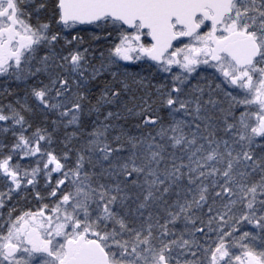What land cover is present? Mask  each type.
Listing matches in <instances>:
<instances>
[{"label": "snow or ice", "instance_id": "snow-or-ice-1", "mask_svg": "<svg viewBox=\"0 0 264 264\" xmlns=\"http://www.w3.org/2000/svg\"><path fill=\"white\" fill-rule=\"evenodd\" d=\"M0 264H264V0H0Z\"/></svg>", "mask_w": 264, "mask_h": 264}, {"label": "trees", "instance_id": "trees-1", "mask_svg": "<svg viewBox=\"0 0 264 264\" xmlns=\"http://www.w3.org/2000/svg\"><path fill=\"white\" fill-rule=\"evenodd\" d=\"M33 206H34V204H33Z\"/></svg>", "mask_w": 264, "mask_h": 264}]
</instances>
